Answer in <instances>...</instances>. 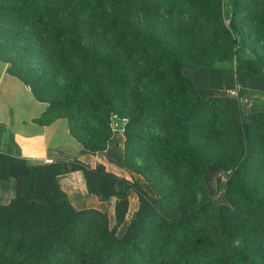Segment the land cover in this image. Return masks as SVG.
Instances as JSON below:
<instances>
[{"label": "trees", "instance_id": "16d2710c", "mask_svg": "<svg viewBox=\"0 0 264 264\" xmlns=\"http://www.w3.org/2000/svg\"><path fill=\"white\" fill-rule=\"evenodd\" d=\"M207 5L208 0H0V25L16 28L0 29V46L10 50L22 37L20 45H27L22 58L0 53V60L9 61L6 71L46 103L42 116L65 118L70 135L90 152L104 150L110 117L124 118V164L135 169L133 157L146 152L167 181L155 197L101 163L42 161L0 150V180H13L12 196L0 203V264H264V91L239 88L238 96L247 94L254 104L242 110L241 99L236 114L219 96L201 97L182 72L211 66L233 48L249 72L261 73L264 60L253 61L235 34L264 38V0H229L228 24L216 25L226 44L210 57L208 47L194 55L168 45L158 21L205 17ZM244 22L249 31L241 30ZM34 52L40 72L23 68ZM56 57L69 66L71 83L62 97L48 100L46 73ZM89 116L100 129L87 125ZM227 138L232 151L205 155L207 145ZM209 163L226 171L228 205L210 199L186 204L182 191ZM253 167L262 175L250 182ZM75 170L87 194L99 201L114 198V224L104 225L89 247L81 245L82 236L100 210H76L57 182L58 175ZM131 190L137 207L125 222Z\"/></svg>", "mask_w": 264, "mask_h": 264}, {"label": "rangeland", "instance_id": "374dc122", "mask_svg": "<svg viewBox=\"0 0 264 264\" xmlns=\"http://www.w3.org/2000/svg\"><path fill=\"white\" fill-rule=\"evenodd\" d=\"M208 1H209V5H207V7L208 10L210 11V14H206L205 17H201L198 19L187 18V20L179 19V18H168V19H161L160 21H158L159 29L161 28L165 30V34L168 36L167 38L168 45H173L183 49L189 48L194 55H198V53L196 52L197 48L208 47V51L205 54L208 55V57H210V55L213 52L220 51L221 49H223L224 45L226 44V39L219 32L216 25L218 24V22H221L223 25L228 24L229 13H230L229 0H220L221 3H220L219 12H217V5H216L218 0H208ZM243 14H240L239 16ZM188 19L190 20V22H188ZM5 28H10V29L13 28V30H16L15 27L8 26V24L6 23L5 26L0 25V29H5ZM241 30L249 31L250 30L249 23L244 22L241 26ZM235 37L239 44H241V42H244L245 48L249 51L251 59L253 61H258L260 59L264 60V38H262V40H257L253 37H248L244 35L241 36L243 38H240L239 35L237 34H235ZM22 40L23 37L19 40V42L16 45L12 46V47H17V49L20 48V50L17 49L11 50L12 47L9 50L6 48V46H0V51H1L0 53L1 54L6 53L5 55H7V53H15L18 58H22L24 56V53L26 54L25 49H27V45L26 46L20 45L23 43ZM226 54L230 56V60L234 62V66L238 68L237 70L238 73L242 74V72L247 71L246 73L247 76L240 75L238 76V78H241L242 80L246 79L247 81L252 82V85L261 87V89L263 88L262 91H264V70H262V72L259 73L258 75H254L251 72H249L246 68L244 59L234 58L233 48L226 49V51L218 55L217 58L220 57L221 55H226ZM35 55L36 52H34L32 56L27 58L26 65L23 66L25 70H29V72L41 71L38 64H35L33 62L37 60ZM5 63L6 66L10 65L9 61H5ZM199 67H203V66H199ZM195 69L184 68L182 69V72L184 75L188 77V76H192L193 74L192 70ZM243 77H245V79H243ZM46 78H48L49 80V84L45 86V90L43 91V93H45L46 98L48 100H51L62 97L67 92L71 83L69 66L66 65L64 62H61L60 60L58 61V58L56 57L55 66L48 69L46 73ZM109 80L110 82L112 81L111 76H107L105 78V81L107 83L109 82ZM114 85H116V83ZM226 90L229 89L223 90L222 94L233 99L235 105L232 104L234 107L232 109L237 114L236 101L233 97L225 94ZM241 99H242L241 103L243 105L242 110H247V109L251 110L252 109L251 105H253L254 102L250 100L249 95L245 94ZM255 105L256 106L261 105V102L259 101L256 102L255 100ZM85 120L89 127H93L95 129L99 128L98 123L95 121V119L92 116L87 117ZM124 121H125L124 118L120 119L119 117L112 115L110 117L109 124L113 129H119L122 132V127L120 129V124L124 123ZM112 128L107 140L110 138L112 134ZM85 129L87 130L86 127ZM82 132H85L86 135L89 136L91 135L88 132V130L85 131L83 129ZM156 132L160 133L157 130ZM115 134L119 138L117 143L118 142L121 143V148H119V150L115 153L120 156L119 158L121 163L120 168L123 171H125L123 177L128 179L129 181H135L136 183H138L146 192V194L158 197L159 195L158 191L164 187V183L167 181L163 177L160 178L157 175L158 174L157 169L152 166L153 162H149L145 157L146 152H141L139 153V155L133 157V164L135 169L132 170L131 168L127 167L123 161V135L121 134L120 136V134L118 133ZM91 138L92 135L90 136V139ZM232 148H233V142H231L227 138V140L225 141H218V143L215 144L212 143L210 145H207L204 149V152L206 153L205 155L218 156L227 153L228 150L232 151ZM115 153L112 154L111 152L110 155L114 157ZM261 175L262 173H260L256 167H253L252 172L250 173L249 181L252 182ZM79 177L81 181L82 177L80 173H79ZM197 180L198 181L195 182L194 184L191 185L189 184L188 187L184 191H182L180 195V197L184 200L186 204L197 205L201 201L210 199L215 204L223 203L228 205L224 196V189L226 186L225 170H222L210 163L206 164L205 172L201 173ZM127 195H128L127 196L128 208L125 214V222L130 220V218L132 217V213L137 207V198L135 192L131 190L128 192ZM0 201H2V199H0ZM173 214L175 215L174 211ZM102 215H106L105 216L106 220L103 218ZM113 224H114L113 215L111 213L107 214L105 210H100V212L92 216V223L90 224L87 232L83 234L82 237L84 241L81 245L83 247H87V246L89 247L92 243L97 241L98 232L104 225L110 227ZM123 228H124V224L123 226H120L118 228V231L122 232ZM69 264H74V263L70 261ZM111 264H117V263H111Z\"/></svg>", "mask_w": 264, "mask_h": 264}, {"label": "crops", "instance_id": "0c3cea01", "mask_svg": "<svg viewBox=\"0 0 264 264\" xmlns=\"http://www.w3.org/2000/svg\"><path fill=\"white\" fill-rule=\"evenodd\" d=\"M6 67V63L0 60L1 151L42 161L58 157L77 159L90 167L101 163L107 171L124 176L125 171L120 168V156L115 153L121 148V143H117L119 138L115 133L121 136V130L112 128L106 148L101 152L88 151L70 135L64 118L48 120L42 116L46 103L36 100L29 88L18 77L8 73ZM237 70L230 56L226 54L218 57L211 66L192 70V76L188 77L201 97L219 96L231 108H234L233 99L222 94L223 90L233 87L250 90L263 89L252 85V82L247 81L245 77H243L245 80L238 78L240 75L247 76V71L240 74ZM122 125L123 123L120 124V129ZM111 152L115 153L114 157L110 155ZM78 172L82 177L79 170L57 176V182L72 206L76 210L86 208L105 210L107 214L113 215L114 198L99 201L95 196L87 194L83 178L80 181ZM12 194L13 180L11 178L0 180V199H2L0 203H6Z\"/></svg>", "mask_w": 264, "mask_h": 264}, {"label": "built area", "instance_id": "2783aa9c", "mask_svg": "<svg viewBox=\"0 0 264 264\" xmlns=\"http://www.w3.org/2000/svg\"><path fill=\"white\" fill-rule=\"evenodd\" d=\"M225 94L233 97L236 102H239L241 100V98L238 96V88L237 87H234L232 89L226 90Z\"/></svg>", "mask_w": 264, "mask_h": 264}, {"label": "clouds", "instance_id": "9594fccd", "mask_svg": "<svg viewBox=\"0 0 264 264\" xmlns=\"http://www.w3.org/2000/svg\"><path fill=\"white\" fill-rule=\"evenodd\" d=\"M234 244H235L236 246H239V244H240V240H239V239L235 240V241H234Z\"/></svg>", "mask_w": 264, "mask_h": 264}]
</instances>
